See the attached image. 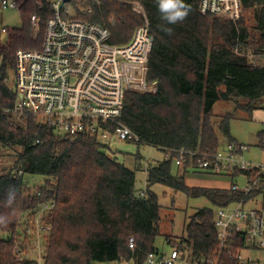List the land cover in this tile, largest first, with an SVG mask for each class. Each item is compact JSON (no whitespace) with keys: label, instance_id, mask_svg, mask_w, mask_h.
I'll use <instances>...</instances> for the list:
<instances>
[{"label":"trees","instance_id":"obj_1","mask_svg":"<svg viewBox=\"0 0 264 264\" xmlns=\"http://www.w3.org/2000/svg\"><path fill=\"white\" fill-rule=\"evenodd\" d=\"M11 1L21 26L3 28L0 43V150L14 151L11 164L0 169V213L10 211L3 205L10 186L16 189V211L8 226L0 227V264H38L31 253L34 235L26 228H33L41 205L53 204L46 210V224L51 227L42 241V264H101L131 256L135 264H142L145 254L155 250L153 241L159 234L160 204L153 185L206 197L216 208L237 199L229 186L187 185L188 164L179 167L172 158L148 164L145 190L138 193L135 171L110 158L98 139L58 135L27 112H22V126L14 117L17 94L10 79L15 53L19 48L41 47L50 9L49 0ZM71 1L76 18L106 25L115 44L127 42L143 23L141 14L119 0H98L99 5ZM184 2L191 7L187 18L167 25L155 0H143L153 36L146 79L156 89L125 92L120 120L138 136L137 144L161 151L186 148L213 153L225 142H234L229 135L230 114L219 124L224 141L215 131L214 103L230 100L251 111L264 99V0H241L243 15L236 22L202 16L199 0ZM161 25L172 28V34L162 31ZM248 53L260 60L253 61ZM240 99L248 100L247 105L237 103ZM257 136V145L264 148V129ZM25 174L42 176L45 185L32 190L23 180ZM214 216L211 209H199L185 224V237L169 241L171 248L191 249L195 257L211 253L216 247ZM130 236L133 252L127 244Z\"/></svg>","mask_w":264,"mask_h":264},{"label":"built area","instance_id":"obj_2","mask_svg":"<svg viewBox=\"0 0 264 264\" xmlns=\"http://www.w3.org/2000/svg\"><path fill=\"white\" fill-rule=\"evenodd\" d=\"M90 1L99 5L98 0ZM119 1L143 17V23L123 44L111 41L106 25L76 18L71 0H49L50 15L41 47L15 53L16 112L33 114L41 125L61 136L88 135L105 143L114 135L138 142V136L120 117L125 92L156 89L154 82L153 90L146 89L153 36L143 0ZM0 3L3 8H17L11 0ZM198 11L202 16L232 22L243 15L241 0H199ZM35 20L32 16L31 21ZM245 151L247 146L236 142H225L213 153L186 148L162 150L163 158H172L179 167L187 163L189 169L227 177L237 199L215 211L216 247L211 253L195 257L191 249H155L145 254L142 264H264V164L244 160ZM51 207L52 203L40 206L31 228L33 248L40 251V259L39 239L50 230L45 218ZM26 229L29 232L30 227ZM127 244L133 252V236L128 237ZM109 263L135 264L133 256Z\"/></svg>","mask_w":264,"mask_h":264},{"label":"rangeland","instance_id":"obj_3","mask_svg":"<svg viewBox=\"0 0 264 264\" xmlns=\"http://www.w3.org/2000/svg\"><path fill=\"white\" fill-rule=\"evenodd\" d=\"M21 26V18L17 8H3L0 3V43H3L1 39L2 29L18 28ZM22 50H35L25 49ZM17 49V50H19ZM248 57L253 61L260 60L259 56L248 53ZM10 79L15 81L16 71L10 74ZM13 81V83H14ZM154 86L151 82H147V90H153ZM246 99H240L237 103L241 105H247ZM236 103L233 101L218 100L212 107V121L214 129L218 136L221 138L219 131V124L222 117L226 114H230L231 119L229 120V135L230 138L236 142L247 146V151L243 154L244 160L252 163L253 165L261 163L264 164V148H260L258 143V132L264 129V99H261L255 105L251 111H247L245 108H237ZM254 105V104H253ZM27 114H31L28 113ZM22 113L15 114L14 117L23 126L25 121ZM33 115V114H31ZM34 116V115H33ZM38 119V117H36ZM222 139V138H221ZM224 141V138L222 139ZM105 147L103 151L116 162L124 164L128 169L135 171V189L139 193L145 190L146 181V168L148 164L154 163L155 161L162 160L163 154L161 150L155 147L137 144L135 142L125 141L116 136L112 135L105 140ZM20 149L17 147L16 149ZM13 150L4 149L0 150V169L3 166H9L12 162ZM171 170L175 172L176 167L172 165ZM207 175V176H206ZM195 175V173H188L186 175V184L189 186L196 187H214L222 188L227 186L229 179L224 176L206 174ZM24 182L33 190L41 188L45 185L44 178L38 175L25 174L23 176ZM226 181V182H225ZM229 185V184H228ZM151 190L157 194L158 201L160 204V221H159V234L153 241V247L160 252H167L171 248L169 241L177 242L185 237V224L190 218L201 208H208L216 211L217 208L203 196L193 197L186 195L183 192L175 191L171 188L155 184L151 187ZM35 230V229H34ZM27 234L34 235L33 230ZM47 234L42 235L39 239L41 244L42 241H46ZM42 240V241H41ZM40 251L32 250L33 258L38 264H42V257L40 259ZM31 254V255H32ZM101 264H110L109 262Z\"/></svg>","mask_w":264,"mask_h":264},{"label":"clouds","instance_id":"obj_4","mask_svg":"<svg viewBox=\"0 0 264 264\" xmlns=\"http://www.w3.org/2000/svg\"><path fill=\"white\" fill-rule=\"evenodd\" d=\"M160 19L167 25L182 23L191 11V7L185 4L184 0H155ZM161 30L171 35L173 29L161 25ZM16 189L13 186L8 188L3 205L10 209L7 213H0V227H7L11 222V216L15 214Z\"/></svg>","mask_w":264,"mask_h":264},{"label":"crops","instance_id":"obj_5","mask_svg":"<svg viewBox=\"0 0 264 264\" xmlns=\"http://www.w3.org/2000/svg\"><path fill=\"white\" fill-rule=\"evenodd\" d=\"M5 37V32H2V34H1V39L2 38H4ZM188 173H195V175H202V176H204V175H206V174H203V173H200V172H198V171H195V170H191V169H188L187 170V173L185 174V177H186V175L188 174ZM207 176V175H206ZM219 177V176H218ZM187 178V177H186ZM186 178H185V180H186ZM226 182V181H225ZM228 184H229V182L227 181V186H228ZM227 186H225V187H227ZM202 187H206V186H202ZM210 187H212V186H210Z\"/></svg>","mask_w":264,"mask_h":264},{"label":"water","instance_id":"obj_6","mask_svg":"<svg viewBox=\"0 0 264 264\" xmlns=\"http://www.w3.org/2000/svg\"><path fill=\"white\" fill-rule=\"evenodd\" d=\"M66 1V0H65ZM18 96L20 97V94H18Z\"/></svg>","mask_w":264,"mask_h":264}]
</instances>
